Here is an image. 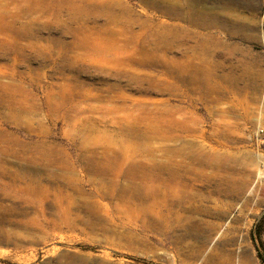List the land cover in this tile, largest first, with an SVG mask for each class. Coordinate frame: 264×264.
<instances>
[{
	"label": "rangeland",
	"instance_id": "rangeland-1",
	"mask_svg": "<svg viewBox=\"0 0 264 264\" xmlns=\"http://www.w3.org/2000/svg\"><path fill=\"white\" fill-rule=\"evenodd\" d=\"M0 11V264H264V0Z\"/></svg>",
	"mask_w": 264,
	"mask_h": 264
},
{
	"label": "bare ground",
	"instance_id": "bare-ground-1",
	"mask_svg": "<svg viewBox=\"0 0 264 264\" xmlns=\"http://www.w3.org/2000/svg\"><path fill=\"white\" fill-rule=\"evenodd\" d=\"M5 13L6 12H2V11H0V29L1 30H8V28H9V26H8V23H7V16L5 15ZM9 17V16H8ZM6 19V20H5ZM9 21V20H8ZM10 22V21H9ZM15 27V26H14ZM7 32V31H6ZM15 34V33H14ZM13 35V34H12ZM16 35V34H15ZM27 36V35H26ZM140 50V49H139ZM137 55V54H136ZM143 55H146V54H143ZM142 56V55H141ZM143 58V57H142ZM140 60V59H139ZM163 60H164V58H163ZM172 61V60H171ZM143 62V61H142ZM144 63V62H143ZM146 63V62H145ZM167 69V68H166ZM163 73V72H162ZM168 73V72H167ZM7 89H9V85L8 84H1L0 83V90H7ZM169 90V89H168ZM3 93V92H2ZM2 93L0 92V96L2 95ZM5 94V93H4ZM4 96V95H3ZM1 98V97H0ZM5 114V113H4ZM7 114V113H6ZM13 114V113H12ZM1 115V114H0ZM3 115V114H2ZM17 115V114H16ZM8 116V115H7ZM13 116H15V115H13ZM18 116V115H17ZM19 116H21V115H19ZM3 118H4V116H2ZM14 118V117H13ZM31 119V118H30ZM34 119V118H33ZM14 120V119H13ZM35 120V119H34ZM15 121V120H14ZM19 121V120H18ZM31 121V120H30ZM29 121V122H30ZM39 122V121H38ZM31 123V122H30ZM34 123V122H33ZM32 125V124H31ZM1 131V130H0ZM175 137H177V136H175ZM2 140H3V137H2V134L0 133V143L2 142ZM176 149V148H175ZM177 149H178V147H177ZM190 152V151H189ZM192 158V157H191ZM193 159V158H192ZM103 164V163H102ZM104 165V164H103ZM173 165V164H172ZM213 166V165H212ZM108 167L109 166H102V167H100V172L97 170V169H95V171L99 174L98 175V177H99V179H101V178H103L105 175H106V173H107V171H108ZM86 169H87V167H86ZM183 172V171H182ZM67 173V172H66ZM97 175V174H96ZM170 175V174H169ZM110 176V175H109ZM118 176V175H117ZM73 177V176H72ZM114 177V176H113ZM92 178V176L88 179V182L92 185V187L95 189V190H97L98 188L96 187V183H95V181H96V179L94 180V179H91ZM105 178V177H104ZM116 179H117V177H115ZM118 178H119V176H118ZM131 178H133L134 179V177H131ZM173 178V177H172ZM98 179V180H99ZM111 179H112V176H111ZM123 179V178H122ZM126 179H128V178H126ZM160 179V178H159ZM97 180V181H98ZM108 180H109V178H108ZM124 180V179H123ZM128 180H130V179H128ZM78 179L77 178H74V180H72V178L70 179V181L68 180V187H70V188H72L74 191H75V193L77 194L76 195V197L78 196V198H80V201H82V200H84V199H86L88 196L86 195V193H85V191L80 187V186H78L77 184H78ZM114 181V180H113ZM118 181V180H117ZM171 181H173V179L171 180ZM32 182V181H31ZM105 182H110V181H105ZM120 182V181H119ZM122 182H124V181H122ZM28 183V182H27ZM99 183V182H98ZM111 183V182H110ZM109 183V184H110ZM178 182H176V184H177ZM38 184V183H37ZM175 184V185H176ZM102 185H104V184H102ZM128 185V184H127ZM167 185V184H166ZM182 185V184H181ZM105 186V185H104ZM118 186H120V185H118ZM124 186H125V184H124ZM176 186H178V185H176ZM180 186V185H179ZM35 187H36V189H35ZM106 187V186H105ZM122 187V186H121ZM37 188H39V189H37ZM41 188L42 187H37V186H35V185H33V184H29V186H28V189H30L31 191H33V192H40V191H42L41 190ZM178 188V187H177ZM181 188H183V187H181ZM124 189V188H123ZM178 189H180V188H178ZM91 190V189H90ZM100 190H102V189H100ZM158 190V189H157ZM30 191V192H31ZM109 191V190H108ZM125 191V190H124ZM127 191V190H126ZM125 191V192H126ZM161 191V190H160ZM180 191H182L181 189H180ZM185 191V190H184ZM71 192H72V190H71ZM98 193H99V195H101L102 196V194L100 193V191L98 190L97 191ZM165 192V191H164ZM183 192V191H182ZM181 192V193H182ZM70 193V192H69ZM180 193V192H179ZM71 194V193H70ZM95 194V193H94ZM164 194H167V193H164ZM72 195H74V194H72ZM89 195V194H88ZM105 194H103V196H104ZM170 195V194H169ZM87 196V197H86ZM107 196V195H106ZM123 196H125V195H123ZM165 196V195H164ZM74 198V197H73ZM91 198V197H90ZM97 198V197H96ZM137 198V197H136ZM159 198H161V195L159 196ZM82 199V200H81ZM89 199V198H88ZM87 199V200H88ZM125 199V198H124ZM130 200V199H129ZM128 200V201H129ZM160 200V199H159ZM172 200V199H171ZM167 201V200H166ZM83 202V201H82ZM87 202V204L86 205H88V203H89V201H85V203ZM160 202V201H159ZM164 202H165V200H164ZM90 203H91V201H90ZM122 203H124V202H122ZM92 205V204H91ZM90 205V206H91ZM84 206V205H83ZM89 206V207H90ZM94 206V205H93ZM93 206H91V207H93ZM123 206V205H122ZM125 206V205H124ZM106 207V206H105ZM85 208V207H84ZM103 208V207H102ZM125 208H126V206H125ZM86 209V208H85ZM143 209V208H142ZM90 211H93V210H91L90 209ZM103 211H105V209L103 210ZM86 212V211H85ZM95 212V211H94ZM105 213V212H104ZM69 214V213H68ZM68 214L67 213H64L63 215H62V218H63V220H65V221H67L68 220ZM107 214V213H106ZM87 215V214H86ZM109 215V214H108ZM61 218V219H62ZM89 219V218H88ZM82 221V220H81ZM78 222H79V220H78ZM89 224H90V221H89ZM91 225V224H90ZM93 226V225H92ZM106 228H107V226H106ZM108 229V228H107ZM106 230V229H105ZM105 232V231H104ZM201 248V247H200ZM216 250V247L213 249V251L209 254V258H214L216 255L213 253L214 251ZM219 256H220V254H219ZM211 258V259H212ZM217 258V261L219 260V258L218 257H216ZM221 258V257H220ZM215 259V258H214Z\"/></svg>",
	"mask_w": 264,
	"mask_h": 264
},
{
	"label": "crops",
	"instance_id": "crops-1",
	"mask_svg": "<svg viewBox=\"0 0 264 264\" xmlns=\"http://www.w3.org/2000/svg\"><path fill=\"white\" fill-rule=\"evenodd\" d=\"M219 248H220V247H219ZM221 250H222V258H223V256L226 255V253H225V250H224V248H223L222 246H221ZM215 254H216V256L214 257L215 259H214V258L211 259V258L207 257L206 260H207V261H210V260H215V261H217V258H216V257L219 258V253L216 252Z\"/></svg>",
	"mask_w": 264,
	"mask_h": 264
}]
</instances>
